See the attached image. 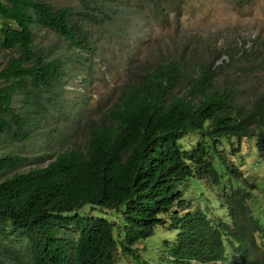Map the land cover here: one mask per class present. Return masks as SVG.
Returning <instances> with one entry per match:
<instances>
[{
	"label": "trees",
	"instance_id": "obj_1",
	"mask_svg": "<svg viewBox=\"0 0 264 264\" xmlns=\"http://www.w3.org/2000/svg\"><path fill=\"white\" fill-rule=\"evenodd\" d=\"M73 13L70 6L43 0H0V49L13 53L0 63V136L24 133L27 116L13 107L16 93L34 86L31 104L40 106L39 92L50 89L64 68L60 58L36 47L34 26L53 31L74 49L92 50ZM214 64L213 59L198 68L180 96L174 93L180 60L144 71L87 123L84 146L57 153L44 167L2 179L29 158L0 156V264L5 256L20 262L22 251L29 264H113L117 242L134 255L132 246L165 222L164 213L179 229L181 264H264V219L249 205L252 190L234 184L242 170L218 146L222 139L235 138L238 145L253 139L264 158V93L251 107L235 104L231 90L214 88ZM214 150L223 173L211 159ZM191 177L216 185L228 220L189 209L179 185ZM87 205L123 206V225L114 234V222L78 214ZM68 226L77 232L71 242L60 236Z\"/></svg>",
	"mask_w": 264,
	"mask_h": 264
},
{
	"label": "rangeland",
	"instance_id": "obj_2",
	"mask_svg": "<svg viewBox=\"0 0 264 264\" xmlns=\"http://www.w3.org/2000/svg\"><path fill=\"white\" fill-rule=\"evenodd\" d=\"M54 7L70 6L72 18L87 31L92 50L72 48L53 31L34 26V43L52 57L64 62L60 78L41 93L43 104L34 101L29 86L17 92L13 107L27 116L22 136H0V156L14 153L29 158L16 172L47 165L66 149L84 146L87 123L99 118L105 108L118 101L122 86L146 70L170 59L180 60L182 75L174 93L184 94L198 68L213 59L216 67L215 89L231 90L235 104L251 107L264 93V0H43ZM13 53L0 49V63ZM29 91V92H28ZM184 141V140H182ZM210 144V142L208 143ZM222 139L228 163L243 172L241 186L250 188L253 212L264 219V158L253 139ZM234 146V152L231 148ZM212 161L219 172L224 165L212 151ZM233 160V162L231 161ZM227 175L224 174V178ZM190 210L200 209L209 217L228 220L227 210L219 202L216 185L191 177L179 185ZM84 206L83 216L104 217L115 224L116 234L123 225L122 210ZM187 209V207H185ZM73 213H70L71 215ZM153 234L138 240L133 254L124 253L120 242L113 264H181L178 227L172 226L170 213ZM77 232L73 226L61 229L60 236L71 242ZM20 262L5 256L3 264H29L22 251ZM191 264V263H188Z\"/></svg>",
	"mask_w": 264,
	"mask_h": 264
}]
</instances>
